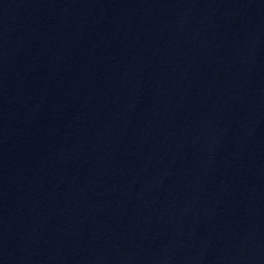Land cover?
Returning <instances> with one entry per match:
<instances>
[{
	"label": "water",
	"instance_id": "1",
	"mask_svg": "<svg viewBox=\"0 0 264 264\" xmlns=\"http://www.w3.org/2000/svg\"><path fill=\"white\" fill-rule=\"evenodd\" d=\"M0 264H264V0H0Z\"/></svg>",
	"mask_w": 264,
	"mask_h": 264
}]
</instances>
